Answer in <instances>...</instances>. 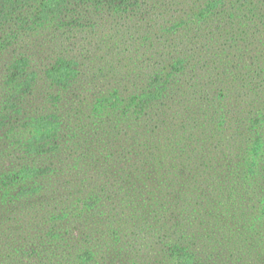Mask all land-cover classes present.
I'll list each match as a JSON object with an SVG mask.
<instances>
[{"label":"trees","instance_id":"obj_1","mask_svg":"<svg viewBox=\"0 0 264 264\" xmlns=\"http://www.w3.org/2000/svg\"><path fill=\"white\" fill-rule=\"evenodd\" d=\"M45 35L62 45L49 62L41 41H28ZM108 58L139 67L128 90L113 85L88 101L121 155L115 147L95 160L85 138L88 166L47 164L64 151L61 119L85 105L86 68L96 77ZM38 81L49 90L28 104ZM0 86V135L24 114L31 128L4 145L6 211L60 203L62 174L84 180L107 161L123 191L100 209L97 196L82 203L104 221L92 234L54 206L61 222L54 213L41 236L3 246L15 258L0 264H264V0H0Z\"/></svg>","mask_w":264,"mask_h":264},{"label":"rangeland","instance_id":"obj_2","mask_svg":"<svg viewBox=\"0 0 264 264\" xmlns=\"http://www.w3.org/2000/svg\"><path fill=\"white\" fill-rule=\"evenodd\" d=\"M134 28L135 27L129 30L128 35L134 30ZM140 35V31L137 29L133 35L134 37L130 39V42L137 44ZM49 39L50 35H45L28 40L34 45H39L38 41H41L43 45L37 52H39L38 55L40 57H47V62H49V58L52 57L54 50L55 52H58L62 47V45H58L56 47L55 41L51 43L49 42ZM75 42H78L77 33H73L65 39V43L67 45ZM100 54L101 53H99V55ZM109 59L110 58L100 60L97 64H95H100V70L97 73L95 70L97 75L96 77L92 75L94 74L93 69L88 67L86 68L87 75L82 80L84 84L80 86L81 93L86 97L84 102L85 105L76 108V110L71 111L69 114H65L64 119H61L65 129L61 130L60 151H64L62 154L59 153L58 155L56 154L53 156L47 164L57 166L59 163H63V165H66V167L70 169L71 163L79 159L77 165L88 166L90 161L85 158V152H83V150L87 148H82L80 146L85 138L88 139L87 142L91 145V149L94 151V159L96 158V155H98L99 158L100 154H104L108 149H112L115 153V147L118 149L119 155H121L120 146L116 144L117 138H113L112 140L106 142V138H104L103 134L95 129V126L92 124V113L88 110V101L93 98L91 96L93 92H105L113 85L120 84L123 88H127L128 90L131 83L135 81L132 75L138 72L139 67L135 64H127L123 59L120 61L115 59V62L110 64L108 62ZM105 62H108L110 65H107ZM115 66L118 67L114 68ZM43 83V81L37 82V88L33 89L36 99H28V104L37 103V101L41 100V95L49 90L48 88L42 87ZM0 109V113L3 114L5 111V103L2 102L1 86ZM25 117L26 114L22 115V117L17 120L13 119L14 124L11 125L13 129L10 133L5 135V131H2L0 135V166L9 162V149L5 146L15 147L17 145L18 141L12 134H15L17 130H20L23 138L31 136L29 132L31 128L26 126V122L24 121ZM9 131L10 129H7L6 133ZM108 155L109 153L106 154V156ZM98 164L99 161L90 166ZM105 164L106 167L104 168L91 167V170L87 172L85 171L83 174L84 180H74V178H69L65 174H62L61 178L64 183V188L61 189V191H63V196L61 202L57 204L55 203L58 200H55V198H49L47 202L41 203L42 206L37 203L38 200H35L34 202L31 200V202L29 201V204L26 203L24 206L16 204L14 205L15 207L19 205L17 208L11 211L10 209L9 211H6L12 205L11 203H13L14 200L9 201L8 195L0 193V260L6 261L7 259L10 260L15 258L13 250L10 251L7 249L6 252H1L3 246L9 247L11 245L14 247L18 241H30L35 239L34 237L44 234L52 225L51 216L56 212L54 206L57 205L62 211L61 215L64 216V220H66V222H70V226L84 224L85 228L89 231V234L94 232L93 229L97 230L103 226L104 221L97 219L96 214L92 215L91 218L87 217L91 213L96 212L95 208H89L86 209V211H83L81 209L83 208L81 205L83 202H85L88 207L93 205L92 201L95 199V196H97L96 203L94 204L98 209H100L104 196L115 197V192L117 191L122 194L121 192L123 191L119 188L120 182L118 177L116 174L114 175L111 173L114 165L111 161H107ZM105 169H108L107 173L104 171ZM3 171H6V168ZM46 192L47 195L50 194L49 190ZM76 201H81V203L75 205ZM46 203L47 205H45ZM58 214L59 213H55V222H61L59 217L56 218ZM8 216L10 219L7 218ZM93 235L95 238L97 237L95 233ZM98 237H101L100 234ZM35 257L39 258L40 255H35Z\"/></svg>","mask_w":264,"mask_h":264}]
</instances>
